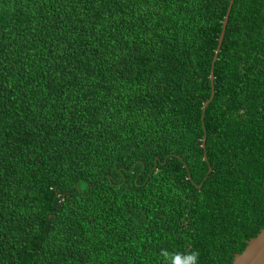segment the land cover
Here are the masks:
<instances>
[{
    "label": "trees",
    "instance_id": "trees-1",
    "mask_svg": "<svg viewBox=\"0 0 264 264\" xmlns=\"http://www.w3.org/2000/svg\"><path fill=\"white\" fill-rule=\"evenodd\" d=\"M229 4L0 0V264H232L264 227V0L212 67Z\"/></svg>",
    "mask_w": 264,
    "mask_h": 264
},
{
    "label": "water",
    "instance_id": "water-1",
    "mask_svg": "<svg viewBox=\"0 0 264 264\" xmlns=\"http://www.w3.org/2000/svg\"><path fill=\"white\" fill-rule=\"evenodd\" d=\"M234 0H230V4L227 10V13L224 18L223 26H222V31L220 33L219 37V42L214 54L213 58V63L212 67L214 66V63L218 57V53L221 48V44L225 35V30L227 27L229 15L231 12V8L233 5ZM214 72L213 69L211 70L210 73V80H211V85H212V91H211V96L210 98L204 103L203 105V111L205 110L207 104L213 99L214 94H215V87H214ZM203 146H205V137L203 139ZM232 264H264V227L259 231V233L251 238L248 242L245 248L243 249L242 252L236 253L234 256V259L232 261Z\"/></svg>",
    "mask_w": 264,
    "mask_h": 264
},
{
    "label": "clouds",
    "instance_id": "clouds-1",
    "mask_svg": "<svg viewBox=\"0 0 264 264\" xmlns=\"http://www.w3.org/2000/svg\"><path fill=\"white\" fill-rule=\"evenodd\" d=\"M199 255V251L196 250L184 253L161 251L164 264H199Z\"/></svg>",
    "mask_w": 264,
    "mask_h": 264
}]
</instances>
